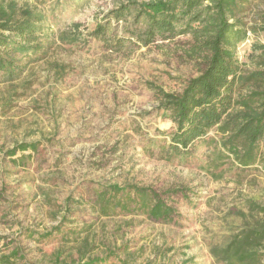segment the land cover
<instances>
[{
  "label": "rangeland",
  "instance_id": "1",
  "mask_svg": "<svg viewBox=\"0 0 264 264\" xmlns=\"http://www.w3.org/2000/svg\"><path fill=\"white\" fill-rule=\"evenodd\" d=\"M117 1L0 0L11 25L39 15L11 73H0V264H223L235 234L264 224L249 206H264V153L241 165L215 128L185 152L169 145L158 90L178 93L198 74L188 36L138 45L113 19L107 31L125 47L90 34ZM262 14L264 0H252L243 20ZM250 41L236 49L242 61ZM132 187L158 194L171 221L139 210Z\"/></svg>",
  "mask_w": 264,
  "mask_h": 264
},
{
  "label": "trees",
  "instance_id": "2",
  "mask_svg": "<svg viewBox=\"0 0 264 264\" xmlns=\"http://www.w3.org/2000/svg\"><path fill=\"white\" fill-rule=\"evenodd\" d=\"M252 0H125L107 11L104 22H96L91 35L102 41L125 47L123 36L108 32L109 20L122 22V31L131 43L147 46L157 41L181 40L189 60L201 66L178 93L158 90L160 105L173 124L169 145L174 151L185 152L195 142H204L215 128L219 144L234 155L243 166L259 161L264 147V14L248 25L243 13ZM0 12V29L15 31V37L0 31V73L10 72L14 53L24 49L25 38H33L39 15L11 25V17ZM30 14V13H29ZM28 14V15H29ZM37 18V19H36ZM21 40L17 41L16 37ZM27 39V40H28ZM125 39V38H124ZM251 40L245 60L239 59L238 47ZM6 46V47H5ZM1 47H5L3 50ZM251 64L253 67L248 68ZM214 140V139H213ZM35 149V145L18 144L9 151ZM264 169V156L262 157ZM119 192L120 189L114 188ZM139 197L137 207L153 220L171 221L173 210L158 194L132 187ZM101 200L102 197L100 196ZM103 204L105 201L102 200ZM126 204V203H125ZM123 207V203L119 204ZM126 206V205H125ZM250 209L264 213V206L249 203ZM105 208H108V203ZM30 237H34L31 234ZM49 237V238H48ZM50 234L41 238H51ZM1 239V236H0ZM264 224H253L235 234L221 251L223 264H261L264 259ZM217 256V247L212 248ZM15 253H10L14 256ZM8 262V256H0ZM105 259H92L84 264H102ZM118 264H126L123 261Z\"/></svg>",
  "mask_w": 264,
  "mask_h": 264
}]
</instances>
